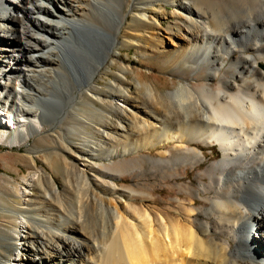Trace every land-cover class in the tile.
<instances>
[{
	"label": "bare ground",
	"instance_id": "6f19581e",
	"mask_svg": "<svg viewBox=\"0 0 264 264\" xmlns=\"http://www.w3.org/2000/svg\"><path fill=\"white\" fill-rule=\"evenodd\" d=\"M131 1L0 0V32L15 41L0 49V143L63 162L61 185L34 174L26 188L40 197L0 201L19 220L0 231V264H264V0ZM120 48L206 69V83L143 91ZM210 148L219 160L194 190L206 220L190 186L177 185L183 212L171 216L123 204L115 176L100 172L106 188L75 162L156 151L152 168L178 183Z\"/></svg>",
	"mask_w": 264,
	"mask_h": 264
},
{
	"label": "rangeland",
	"instance_id": "374dc122",
	"mask_svg": "<svg viewBox=\"0 0 264 264\" xmlns=\"http://www.w3.org/2000/svg\"><path fill=\"white\" fill-rule=\"evenodd\" d=\"M128 1L132 2L131 0ZM167 9L173 11L171 7H167ZM4 35V33L0 32V49L2 46L7 47L15 42L13 37ZM120 49L118 51V57L122 58L132 68L133 73H130L128 76L131 79L139 77L143 91H145L146 87L152 86L157 93H165L178 88L181 83L183 84L185 82L192 84L206 83V69H202L196 73L184 67H164L153 59L141 57L133 48ZM106 75L101 77L100 83L102 85L108 83L111 72L107 71ZM195 77H198L197 81L193 80ZM209 84H212V81ZM46 105L44 108L45 113L46 111L48 112L46 118L48 117L49 121L53 120L56 113L55 107L51 104ZM0 131L5 132V130ZM9 133L10 137H12L14 131H10ZM32 143L33 141L31 139L30 144ZM203 151L206 156L202 157L199 168L178 167L181 175L183 173L188 175L187 178L179 180L178 183L172 179H168L164 174L162 175L157 168H152L151 163L159 161V155L156 151L143 152L141 154L142 157H138L137 162L133 160L132 156L126 157L123 160L115 159L113 162L104 161L103 164L102 162L96 163L91 160H77L75 162L77 169L95 178L96 182L100 185L113 189V181L116 184L115 190L119 192L118 196L121 197L123 204L129 203L141 208H157L163 211L171 210L169 211L171 216L181 215L183 212L182 209L180 210L181 207L178 204L179 198L184 192L178 190L177 185L190 186L192 191L190 196L197 200L198 204L196 208L198 212H201L199 213V217L206 220L203 211L208 209V205L200 201L199 195L194 190L199 189L198 186L201 184V180L208 171H211V165L218 162V156L213 157V155L220 152L214 148ZM62 167L63 162L56 158L50 163H47L44 155L38 153L37 156H33V159H31L26 154L24 148L9 147L8 145L0 143V201L13 207L24 206L26 198L40 197L38 189L36 190L34 187L26 188L34 174L41 175L47 173L61 185ZM102 171L115 176V179L110 181L102 177L100 175ZM153 190H157V192L153 193ZM118 196L115 195V197ZM130 197H132V200H129ZM153 198L161 200L163 203L160 202V204L155 205L151 202ZM166 201L170 202L171 205L164 203ZM18 226L19 220L16 217L11 218L8 215L0 214V231H17ZM256 240L259 241L258 238ZM10 252L12 250L7 249L3 254L7 256L11 254Z\"/></svg>",
	"mask_w": 264,
	"mask_h": 264
}]
</instances>
